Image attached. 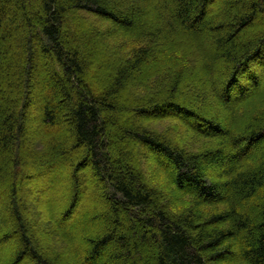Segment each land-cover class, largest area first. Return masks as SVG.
<instances>
[{"label":"trees","instance_id":"16d2710c","mask_svg":"<svg viewBox=\"0 0 264 264\" xmlns=\"http://www.w3.org/2000/svg\"><path fill=\"white\" fill-rule=\"evenodd\" d=\"M0 264H264V0H0Z\"/></svg>","mask_w":264,"mask_h":264},{"label":"rangeland","instance_id":"374dc122","mask_svg":"<svg viewBox=\"0 0 264 264\" xmlns=\"http://www.w3.org/2000/svg\"><path fill=\"white\" fill-rule=\"evenodd\" d=\"M257 26H258V25H257ZM202 79H203V78H202ZM202 79L199 78L200 81H202ZM218 111H219V110H218ZM218 113H219V112H218ZM157 126H158V128L160 127V125H157ZM157 126L154 125V127H156V128H157ZM161 128H162V127H161ZM163 128H164V127H163ZM189 141H191V138H190V137H189ZM189 141H188V142H189ZM185 144H186V141H185ZM31 196H32V195H30V196L26 199V204H27V205H29V202H30V199H31L30 197H31Z\"/></svg>","mask_w":264,"mask_h":264}]
</instances>
